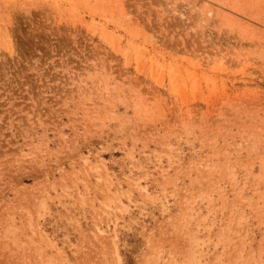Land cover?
I'll return each instance as SVG.
<instances>
[{
    "label": "rangeland",
    "instance_id": "1",
    "mask_svg": "<svg viewBox=\"0 0 264 264\" xmlns=\"http://www.w3.org/2000/svg\"><path fill=\"white\" fill-rule=\"evenodd\" d=\"M0 264H264V0H0Z\"/></svg>",
    "mask_w": 264,
    "mask_h": 264
},
{
    "label": "bare ground",
    "instance_id": "2",
    "mask_svg": "<svg viewBox=\"0 0 264 264\" xmlns=\"http://www.w3.org/2000/svg\"><path fill=\"white\" fill-rule=\"evenodd\" d=\"M215 23V22H214ZM36 205V204H35ZM9 215V214H8ZM6 216V215H5Z\"/></svg>",
    "mask_w": 264,
    "mask_h": 264
}]
</instances>
